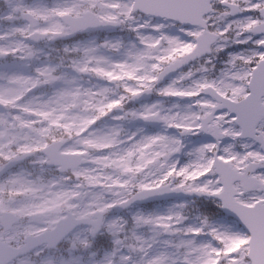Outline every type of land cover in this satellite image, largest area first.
Here are the masks:
<instances>
[{
    "label": "snow or ice",
    "instance_id": "obj_1",
    "mask_svg": "<svg viewBox=\"0 0 264 264\" xmlns=\"http://www.w3.org/2000/svg\"><path fill=\"white\" fill-rule=\"evenodd\" d=\"M0 264H264V0H0Z\"/></svg>",
    "mask_w": 264,
    "mask_h": 264
}]
</instances>
